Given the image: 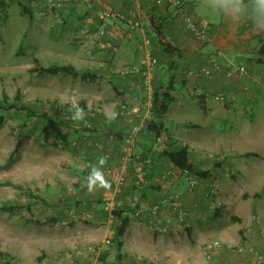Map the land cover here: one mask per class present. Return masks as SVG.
Wrapping results in <instances>:
<instances>
[{"label":"crops","instance_id":"1","mask_svg":"<svg viewBox=\"0 0 264 264\" xmlns=\"http://www.w3.org/2000/svg\"><path fill=\"white\" fill-rule=\"evenodd\" d=\"M183 1L185 11L208 24L206 40L193 37L173 8L156 7L154 0H91L89 6L70 0L56 10L42 8L39 0H0L3 38L19 35L21 40L36 29L60 43L75 71L89 69L98 77L81 81L64 74L40 76L56 96L41 101L55 108L83 103V118L87 111L93 117L95 122L87 123L89 133L65 135L73 139L72 152L87 156L91 164L69 198L75 205L67 211H48L40 203L21 214L23 222H9L6 240L0 238V264H252V252L264 255V122L245 119L246 113L264 107V56L257 52L264 33L243 19L251 13L250 0L239 23L234 22V9L222 0ZM104 7L119 18L106 16ZM126 18L137 25L129 28ZM113 25L123 30L116 53L103 47L104 32ZM155 28L175 48L173 56L164 55L157 45ZM146 58L154 61L148 84L138 74L123 75L125 68ZM213 60L218 68L212 67ZM77 63L86 66L78 68ZM237 66L245 74L227 77V69ZM198 67L209 68L210 74L200 80L184 76L186 69ZM156 87L168 89L172 98L165 115L171 120L163 119L166 131L158 138L146 131ZM215 95L224 101L213 99ZM121 104L127 106L122 115ZM217 118L221 122H210ZM126 145L132 147V156L124 161L121 150ZM180 146L189 148L191 175L207 173L192 188L186 175L161 156ZM99 157L107 158L105 165L100 166ZM73 165L78 166L72 164L75 171ZM94 166L110 187L92 194L87 180ZM114 167L123 171L124 182L113 213L127 218L119 249L112 245L118 219L104 211L101 201L104 192L112 191L107 170ZM213 184L219 189L215 197L209 195ZM50 218L55 220L53 230L47 224ZM68 222L72 227L64 231L61 226ZM64 252L71 253L66 263Z\"/></svg>","mask_w":264,"mask_h":264},{"label":"rangeland","instance_id":"2","mask_svg":"<svg viewBox=\"0 0 264 264\" xmlns=\"http://www.w3.org/2000/svg\"><path fill=\"white\" fill-rule=\"evenodd\" d=\"M194 13L202 16L199 11ZM18 38L19 35L9 39L3 38L0 32V99L2 92H5L8 100L15 102V96L20 93L24 101L38 102L36 109L39 112L46 111L51 119L70 123L88 122L85 117L73 120V114L69 116L70 118L65 117L61 114L60 108L41 101L50 100L56 96L49 93L51 87H48L47 81L33 70L72 65L64 59L65 56L62 54L65 53L59 49L60 43L56 45L44 34L39 35L36 29L30 30L26 38L22 37L21 40ZM84 66L86 63L76 65L78 68H84ZM91 84L92 82H81V86L89 87ZM3 115L4 123L0 125V208L2 206L13 208L11 211L0 210V238L6 240L9 222H23L21 214L27 210H34V206L41 203L48 211L58 207L62 208L61 211L64 209L67 211L75 205L69 202V198L74 196L75 187L82 181L81 177H84L91 163H87L89 160L87 156H79L71 151L73 139H65L67 144L65 146L60 140L63 139L62 136H41L42 123L36 119L20 118L15 111ZM245 116L247 122L249 117L253 118V122H264V107L256 109L250 116L246 113ZM191 117L188 120L193 122L194 118ZM169 120L171 118L167 116L165 121L169 122ZM23 121L24 127L20 129L19 124ZM210 122H221V120L211 119ZM44 162H46L45 166H43ZM73 163L78 166L73 165L76 168L75 171L72 170ZM44 169L47 170L46 175ZM82 169L83 172L80 173ZM262 195L264 200V193ZM51 219L53 218L47 221L49 230H53ZM254 219L258 220L256 216ZM61 227L65 231L72 226L68 222ZM1 234H5L4 237H1ZM74 234L77 235L78 231ZM70 252H64L62 257L67 258L64 263L71 258Z\"/></svg>","mask_w":264,"mask_h":264},{"label":"trees","instance_id":"3","mask_svg":"<svg viewBox=\"0 0 264 264\" xmlns=\"http://www.w3.org/2000/svg\"><path fill=\"white\" fill-rule=\"evenodd\" d=\"M225 2V5L228 7H232L228 0H222ZM249 0H243V4H246ZM155 39L157 45L161 48L162 52L166 56H173L175 54V48L164 38L161 32H159L158 28H155ZM257 52L260 56H264V44L261 43L258 45ZM36 74L38 76L42 75H48V76H54L58 74H64L67 76H70L73 79L79 78L81 81H94L98 77L96 74L92 73L89 69H84L81 72L75 71L71 66H50L46 68H37L35 70ZM168 89L164 90L162 87H156L153 89L152 94V106H151V116L149 121L146 125V131L149 132L151 135H153L155 138L160 137L161 134L165 133V129H163L162 121L165 118V115L168 110L169 103L172 102L171 96L168 94ZM15 102H11L8 100L6 93L2 92L1 99H0V125L4 123V113H10V112H17L19 114L18 116L21 118H33L36 119L38 122L42 123L43 129L41 131V136H53L57 135L61 138V143L63 145L66 144V133H73L70 131H82V132H90L91 128L87 124L88 122H94L92 117L89 116V113L87 111L85 115V119L88 122H83L81 125L71 126L70 122H63L59 121L58 119H51L50 115L46 113V111L39 112L36 109V103L24 101L23 96L20 93H17L14 99ZM80 109H83L84 112H86V107L83 105V103H79L77 105ZM61 109V114H63L65 117H69L72 115V110L75 111V108L67 107ZM99 114V113H97ZM119 116V114H118ZM70 118V117H69ZM74 126V129H73ZM20 129L24 127V121L19 124ZM76 127V128H75ZM78 127V128H77ZM77 129V130H76ZM20 135V134H19ZM40 136V137H41ZM40 139V138H39ZM20 141V140H19ZM76 147H72L71 151L75 150ZM188 152L189 148L187 146H180V148L175 150H165L161 153V156L166 158V160L171 163L174 167L181 171H186L190 175L193 174V170L191 165L188 163ZM132 156V155H131ZM145 155L141 158H137V160H143L145 159ZM197 177L202 178L207 175L206 172H196L195 174ZM12 207H5L2 206L0 210L2 211H11ZM113 216H115L118 219V223L116 226L115 231V237L113 239V244L115 248L119 249L121 247V243L118 242V239L122 237L124 229L127 225V218H122L121 214L118 212L112 213ZM51 222H55L54 219H51ZM111 244V242H110ZM15 262V261H14ZM13 264V262H12Z\"/></svg>","mask_w":264,"mask_h":264},{"label":"built area","instance_id":"4","mask_svg":"<svg viewBox=\"0 0 264 264\" xmlns=\"http://www.w3.org/2000/svg\"><path fill=\"white\" fill-rule=\"evenodd\" d=\"M41 2V7L47 10H56L61 9L64 7L70 0H39ZM83 2L86 5H90L91 0H83ZM183 0H154V5L156 7H163V6H169L173 8L176 13L181 17L183 20L185 29L193 35L197 40H206L207 38V28L208 24L205 21L197 20L195 16L192 13H188L184 10L183 6ZM104 14L109 17H116L119 18L117 14H115L110 7H104ZM125 23L129 28H133L137 25V23L131 19L126 18L124 19ZM104 34L107 36V42L104 43L103 47L110 52L116 53L117 48L115 46V42L118 41L121 37H123V30L115 25L112 26V29L104 32ZM145 45L149 44V39L144 41ZM219 56V54L216 55V57ZM154 66V61H151L150 59H142L138 66H129L125 68L123 71V75L125 74H138L140 78L142 79V82L145 84H148L150 81V68ZM213 68H218L219 63L217 60H213L212 62ZM184 76L187 79H194V80H200L202 78L207 77L210 74V69L207 67H198V68H189L184 71ZM235 74H245V68L243 66H237L234 68H229L226 71L227 77H232ZM213 99L217 101H224V98L221 95H215L213 96ZM120 114L122 115L126 110L127 106L125 104L120 105ZM131 149L132 147L129 145H126L125 148H123L121 151L123 154V160L127 161L131 157ZM218 159V158H217ZM107 173L109 175V182L112 187V191H106L103 193L101 201L103 205L104 211H106L108 214H112L115 208V195L119 192L121 186L124 182V176L123 171L120 168L114 167L109 168L107 170ZM182 174L186 175L189 181V186L195 187L199 178L197 176H192L186 171H182ZM219 194V189L217 185H212L209 191V195L217 196ZM220 205V204H219ZM106 244L109 242L106 241ZM213 245H217V243H213ZM253 253V261L252 264H264V255L259 254L256 252ZM18 264L16 261H13V264Z\"/></svg>","mask_w":264,"mask_h":264},{"label":"clouds","instance_id":"5","mask_svg":"<svg viewBox=\"0 0 264 264\" xmlns=\"http://www.w3.org/2000/svg\"><path fill=\"white\" fill-rule=\"evenodd\" d=\"M228 3L232 6L235 13L237 14L233 19L234 22H241V13H245L248 6L243 4V0H228ZM251 13H248L243 19L250 20L253 30L264 33V0H250ZM75 113L72 116L73 120L83 119V109L75 106ZM99 164L103 166L107 162L106 157H99ZM110 187L108 181L104 179V174L100 171V168L93 167L92 172L87 180V188L89 193L94 194L98 188Z\"/></svg>","mask_w":264,"mask_h":264}]
</instances>
